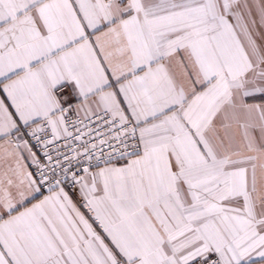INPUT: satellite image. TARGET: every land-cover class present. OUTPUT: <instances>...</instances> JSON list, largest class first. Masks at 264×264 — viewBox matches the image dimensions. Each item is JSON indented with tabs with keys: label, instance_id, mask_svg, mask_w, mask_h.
<instances>
[{
	"label": "snow or ice",
	"instance_id": "6c2138e0",
	"mask_svg": "<svg viewBox=\"0 0 264 264\" xmlns=\"http://www.w3.org/2000/svg\"><path fill=\"white\" fill-rule=\"evenodd\" d=\"M0 264H264V0H0Z\"/></svg>",
	"mask_w": 264,
	"mask_h": 264
}]
</instances>
